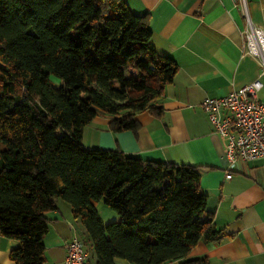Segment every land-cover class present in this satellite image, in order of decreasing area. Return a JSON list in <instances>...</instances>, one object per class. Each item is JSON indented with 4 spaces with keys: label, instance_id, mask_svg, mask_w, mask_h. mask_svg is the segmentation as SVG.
<instances>
[{
    "label": "trees",
    "instance_id": "16d2710c",
    "mask_svg": "<svg viewBox=\"0 0 264 264\" xmlns=\"http://www.w3.org/2000/svg\"><path fill=\"white\" fill-rule=\"evenodd\" d=\"M152 32L149 14L125 0H0V234L19 241L15 264L46 263L57 199L81 221L97 264H165L232 236L207 209L203 166L82 142L101 113L110 131L137 132L138 114L164 112L179 66ZM102 199L119 221L103 223Z\"/></svg>",
    "mask_w": 264,
    "mask_h": 264
},
{
    "label": "crops",
    "instance_id": "0c3cea01",
    "mask_svg": "<svg viewBox=\"0 0 264 264\" xmlns=\"http://www.w3.org/2000/svg\"><path fill=\"white\" fill-rule=\"evenodd\" d=\"M137 14H149L151 43L160 54L179 66L165 87L160 116L145 111L137 115V132H113L110 117L97 115L83 132L86 147L121 149L147 160L203 166L201 187L207 209L214 213L217 228L231 237L221 243L200 241L182 264L208 258L209 264H264V159L231 162L227 138L215 132L202 107L205 98H218L255 80L264 102V74L260 60L243 50L242 33L247 27L238 0H125ZM252 23L264 32V0H248ZM97 211L103 223L120 220L102 199ZM44 236L45 264H66L67 243L86 237L71 205L57 199L48 214ZM19 241L0 234V264H15L10 251ZM90 263L97 264L89 247ZM117 264H133L117 258Z\"/></svg>",
    "mask_w": 264,
    "mask_h": 264
},
{
    "label": "built area",
    "instance_id": "2783aa9c",
    "mask_svg": "<svg viewBox=\"0 0 264 264\" xmlns=\"http://www.w3.org/2000/svg\"><path fill=\"white\" fill-rule=\"evenodd\" d=\"M247 27L243 31V50L256 56L264 74V32L252 23L248 0H238ZM263 84L255 80L229 94L202 102L215 132L227 138V155L231 162L264 159V102L258 92ZM66 264H91L90 253L78 237L67 245Z\"/></svg>",
    "mask_w": 264,
    "mask_h": 264
},
{
    "label": "rangeland",
    "instance_id": "374dc122",
    "mask_svg": "<svg viewBox=\"0 0 264 264\" xmlns=\"http://www.w3.org/2000/svg\"><path fill=\"white\" fill-rule=\"evenodd\" d=\"M56 83H59V80H57V79H53ZM88 251H89V253H90V250H89V248H88ZM90 256H91V258H92V253H90Z\"/></svg>",
    "mask_w": 264,
    "mask_h": 264
}]
</instances>
